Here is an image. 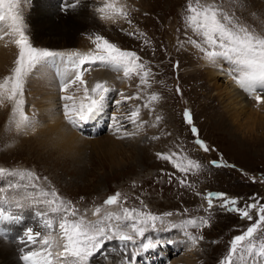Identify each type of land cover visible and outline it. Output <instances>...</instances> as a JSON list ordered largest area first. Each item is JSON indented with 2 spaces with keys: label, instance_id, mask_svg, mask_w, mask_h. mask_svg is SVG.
Masks as SVG:
<instances>
[{
  "label": "rangeland",
  "instance_id": "374dc122",
  "mask_svg": "<svg viewBox=\"0 0 264 264\" xmlns=\"http://www.w3.org/2000/svg\"><path fill=\"white\" fill-rule=\"evenodd\" d=\"M32 1L23 0L19 8L26 27L32 16L31 8H36ZM71 1L85 4L90 17L96 24L86 26L88 17L85 16L81 21L85 22L86 27H75L76 31L72 33L70 42L62 41L57 47L52 48L48 44L52 40L50 36V40L48 38L49 41H46L47 44H42L44 41L40 39L36 44L52 49L72 48L66 52H87L95 49L94 36L101 35L117 47L135 51L141 57V62L152 70L148 84L138 88V77L129 80L122 73L124 82L121 83L123 79L120 78L116 81L120 85H115L116 87H112V90L107 93L103 112L95 117V121L99 120V122L91 125L94 126V129H90L92 138L86 139L89 145L79 154L65 148L64 144L52 138L47 145H42L43 138L39 134L28 135L27 133L26 136L25 132L15 130L13 121L18 114L13 116L14 105L7 102L0 105V167L9 170L27 169L41 178L47 177V181L41 180L40 183H50L64 199L72 201L81 211L88 209L90 219H95L91 216V210L96 206H101L102 211L104 209L121 210L120 206L103 204L104 200L116 192L127 197L123 207L144 209V205H147L146 210L158 215L165 212H173L177 215L174 207L180 204L191 215L209 218V224L206 226L208 230L206 229L204 233L199 234L196 229H188L193 234L202 235L204 239L195 247L189 246L188 249L183 243L185 238L178 229L167 233L153 231L157 232L153 235L150 232L148 234L154 237H171L180 242L162 244L159 250H152L151 253L156 256L150 258L148 255L149 260L146 263H159L162 257L167 260V264H219L220 260L227 255L230 241L251 226L258 216L255 209L252 210L253 221L240 218L239 213L227 212L224 208H222L223 212H220L217 207L219 203L215 199L212 210L200 213L207 207L204 197L208 192L217 191L227 194L229 199L237 197L235 200H239L241 207L246 201L247 203L256 201L264 203V129L248 135L246 130L241 132L239 125L232 122L230 116L232 112L228 111L226 95H223L231 91L234 95L229 80L223 76L216 79L210 77L209 64L211 63H206L209 61L204 58L199 49L186 43L188 37L198 42L200 39L191 27L186 26V18L190 15L187 12L190 0H114L121 8L114 10L117 12L109 13L107 8L103 13L97 10L104 7L109 0ZM65 2L60 3L56 0L57 5L52 4V6L62 8ZM207 2L221 6L256 33H264V0H207ZM191 3L195 6L196 0H191ZM120 11L128 13L132 20L131 24L119 15ZM36 12L38 13V10ZM36 12L33 13V17L37 14ZM110 15L116 19H108ZM181 43L183 47L180 46ZM62 52L65 51L62 50ZM35 75L34 77L38 79V75ZM57 77L61 79L64 76ZM37 79L26 80L25 87L30 82L31 88ZM217 84L220 86L218 87ZM58 86L60 89L61 84ZM223 88H226V92L220 94L219 92L224 91ZM27 90L26 94H30V89ZM70 90L65 95H74L75 98L81 95L77 94L75 87ZM137 92L140 93L139 100L124 101L121 105H117L116 102L122 100L121 93L126 96ZM152 94L157 95V100L150 101ZM59 97L61 100V96ZM64 103L66 101L62 100V103L58 104L57 100L58 111L63 112ZM144 104H148V107L145 108ZM137 105L140 106V120L147 121V125L141 134L134 138H117L123 135V132H115L110 117L126 114ZM185 109L190 111L200 138L211 149L210 151L204 152L195 145L190 126L186 124L183 117ZM24 110L27 111V108L21 106V111ZM263 113L261 112L262 116H264ZM156 117H160V120L157 121ZM40 119L42 123L47 122ZM125 126L128 131L134 130V126L130 123H125ZM96 128H100V134L92 133ZM152 136L160 138L153 140ZM108 142L112 144L115 142L116 147L104 146ZM157 152H176L178 153L175 157L177 162L187 165L190 158L202 167L198 171L193 169L190 173H181L173 167L172 163L158 159ZM212 161H217L221 166H214ZM167 174H172L171 182ZM181 179H186V184H191V187L182 186L179 182ZM0 182L4 184L3 189H0V197L12 193L10 200L13 203L21 200L24 189H10L8 183H28L27 179L21 181L18 177L6 176L0 177ZM28 209L27 212H29ZM171 218L176 219L174 222L177 224L181 221L179 217H170L165 218V224H168ZM157 226L160 227L159 222ZM20 230L24 231V227L17 228L13 240H17L16 235ZM116 242L118 240L106 241L105 245H120L122 249L120 242ZM252 242L258 251L261 240L255 239ZM25 244L29 243L23 245ZM128 247L132 249L131 245ZM162 248L166 251H162ZM16 255L20 260L23 254H19L16 249ZM169 255L171 256L168 257ZM239 255L238 252L234 257L236 264H241ZM244 256L243 264H261L264 260L261 257L249 256L247 253H244Z\"/></svg>",
  "mask_w": 264,
  "mask_h": 264
},
{
  "label": "snow or ice",
  "instance_id": "6c2138e0",
  "mask_svg": "<svg viewBox=\"0 0 264 264\" xmlns=\"http://www.w3.org/2000/svg\"><path fill=\"white\" fill-rule=\"evenodd\" d=\"M22 2L23 0H0V22L6 19L11 21L7 30H4L3 25L0 24V32L3 33L0 35V40L8 37L9 42L18 49L12 73L4 78L3 83H0V105L6 102L14 105L13 116L19 115V120L13 121L17 131L35 130L39 124L34 116L29 117L21 111L22 100L20 98L24 96L27 78L39 66L55 62L57 58L61 62L67 61L63 70L65 78L61 82V92H68L74 87L76 92L83 91L79 104L76 103L74 95L61 97L66 101L62 109L65 122L73 129L79 130L95 118L103 108L107 93L112 90L107 81H97L89 86L88 81L84 79L85 73L102 67L116 72L122 71L124 77L129 80L138 77V88L148 84L152 70L141 62V57L135 51L117 47L101 35L94 36L95 49L87 52L77 51L65 55L33 46L29 40L23 15L19 10ZM110 7L113 5L106 3L104 7L97 10L103 13L105 8ZM187 12L190 15L186 18V26L191 27L200 39L198 42L188 37L186 43L199 49L205 59L221 67L222 70L225 63L230 64L231 67L226 74L232 76L246 92L255 93V100L258 104H264V33H256L241 23L238 17L229 14L219 5L208 3L207 0H196L195 6L190 0ZM119 15L127 19L129 24L132 23L127 12L120 11ZM107 18L113 19V17ZM129 35L134 34L129 33ZM180 46L183 47V43ZM121 96L122 100L116 102L118 106L124 101L140 99L139 92L126 96L121 93ZM157 98L156 94H152L150 101H155ZM144 107L147 108L148 104H144ZM183 117L186 124L190 126L195 145L204 152L210 151L211 149L200 138L199 130L193 123L190 111L185 109ZM110 119L115 132H123V135L117 137L119 139L134 138L140 135L148 123L140 120L139 105L126 114L113 115ZM156 120L159 121L160 117H156ZM125 123L132 124L134 130L128 131ZM159 138V136L151 137L153 140ZM156 155L158 159L172 163L173 167L181 173H190L193 169L198 171L202 167L190 158H188L187 165L177 162L175 157L178 153L176 152H157ZM211 163L217 167L221 166L217 161ZM167 175L171 182L172 174ZM4 176L18 177L21 181L27 179L28 183H8L10 189L23 188L24 195L14 204H6L4 199H0V225L22 219L18 210L25 208H35L34 215L38 220L35 227H26L23 237L20 238L21 244L39 245L36 250L24 251L21 259L25 264H91L98 253L104 254L107 260V250L104 246L106 241L111 240H118L123 246L120 249L119 264H133V258L139 251H147L161 244L180 242L171 237H154L148 233L178 229L185 238L183 241L185 247H195L204 237L193 234L188 229L199 230L209 224V219L202 216L182 219L178 224L170 220L168 224H165V218L173 217L175 215L173 212L158 215L146 210L147 205H144V209L123 207V203L127 202V197L120 192L110 195L103 202L105 206H120V211L107 209L102 211L101 206H96L91 210V216L95 219H90L88 209L81 211L72 201L64 199L50 183H40L41 180L47 181V177L41 178L27 169L9 170L0 167V177ZM179 182L182 186L191 187V184H186V179H181ZM3 187L4 184L0 182V189ZM204 198L209 209L213 208V200L218 199L221 201L220 208L237 212L243 219L253 221V209L256 210L258 216L251 226L230 241L227 255L220 260L219 264H236L234 257L238 252L241 264L245 259L244 253L264 258V228H262L264 226V203L246 202L243 207H237V200L229 199L227 194L222 192H208ZM157 222H159V228ZM255 239L261 240L258 251L252 242ZM129 245L132 248L131 252L128 251ZM261 264H264V260Z\"/></svg>",
  "mask_w": 264,
  "mask_h": 264
},
{
  "label": "bare ground",
  "instance_id": "6f19581e",
  "mask_svg": "<svg viewBox=\"0 0 264 264\" xmlns=\"http://www.w3.org/2000/svg\"><path fill=\"white\" fill-rule=\"evenodd\" d=\"M33 1L35 3L34 6H36V8L35 9L34 7L31 8L30 12L32 16L27 26L28 27L27 32L29 34L30 42L35 47H40L42 49H48L50 51L62 53L65 55L70 54L73 51L66 52L67 50H69L70 47L65 48V49H57V48L52 49V48L57 47L59 42L69 41L70 38L72 37V33L76 31V28H82L83 26H85V22L81 21L85 16L88 17L86 18L87 19L86 26L91 25V24H96V22L90 17L87 6L85 4H81V3L78 4L71 0H66V2L64 0H59L60 3H63V2L65 3L63 5L64 7L57 8V7L52 6V4L57 5L55 3L56 0H33ZM107 4L113 5V7L107 8L108 13L116 9L120 10L121 8L118 6L119 3H116L114 0H109ZM36 9L38 10V13L36 12L37 11ZM5 12L7 13V9H5ZM35 12L37 14L33 17V13L35 14ZM114 12H117V11H114ZM110 17H113V16L110 15ZM113 19H116V17H113ZM0 24L3 25L4 30H7L9 25L11 24V21L6 19L5 21L0 22ZM2 34L3 33L0 32V35ZM50 36L52 37V40L48 44H49V47L51 46L52 48L43 46L41 44H36V42L39 41L40 39L41 41L42 40L44 41L42 44L45 45L46 41L48 40ZM13 50H16V51L14 52ZM62 50H64L65 52H62ZM17 55H18V49L13 43L9 42L8 37H5V39L0 40V83H3L4 78L6 76H9L12 73V69L15 67L14 62H15ZM66 63L67 61L61 62V60L57 58L55 62H49L45 65H41L42 68L39 67L27 78V80L30 81L31 79H37L34 77V75L35 74L38 75L37 81L33 83V86L31 88L29 87L31 86L29 85L30 82H28L27 86L25 87V93H24L25 96L20 98L22 99L21 106H23L24 108H27V111L24 110L23 112L29 117L34 116L39 121V124L35 128V130L29 129L28 131H25V133L24 132L23 133L25 135L27 133L28 135L30 133H36L37 135L39 134L43 138L41 140L42 145H47L50 139L52 138L56 140L57 142L64 144L65 148H69L71 151L75 152L76 154H79L80 151L84 149V147L89 145L87 144L89 142L86 139L92 138L90 135H93V134H91L90 129L91 128L94 129V126H91V125H94L95 122L96 123L99 122V120L95 121V118H93L91 121H89L88 123L82 126L83 132H80V129H81L80 128L79 133H78L77 129L71 128L65 122L63 112L61 110L58 111L59 109L58 104L59 102L62 103V99L60 100L59 96L61 97L62 95L64 96L66 92H61L58 86V84H61V81L65 77L60 79L58 77L56 78V76L63 75L62 70L64 69V66ZM206 63H211V62H206ZM225 65L226 66L224 65L222 66L223 67V70H222L221 67H218L214 65L213 63H211L209 64V73H210V77H212L213 79L223 76L224 78L229 80L228 82L232 86V89L234 90V95L231 94L232 91L227 94L225 93L223 94V95H226L225 102H227L228 111L232 112L230 114V116L232 117V122L233 123L235 122L236 124L239 125L240 129H242L241 132H243V130H246L247 132L246 135H248L249 133H256L258 130H263L264 129V116L261 115V112H264V104H258L255 100V95H256L255 93L246 92L235 82L232 76L227 75L226 72L231 67V65L228 63H225ZM58 70L60 71L56 73ZM122 73H123L122 71L116 72L111 69H106V68L101 67V68H95V70L89 71V74L85 73L84 79L88 81L89 86L93 85L97 81H107L108 85L111 86L112 88V87H116L120 85V84L118 85L116 82V81H119L120 78L123 79L121 83L124 82ZM213 79H210V80H213ZM48 80H49V84H48ZM122 86L124 85L122 84ZM219 86L220 85H218V87ZM214 87H216V85ZM28 88L30 89V94H26V90ZM223 89L224 91H221V92L218 91V92L220 94L223 92H226L225 90L226 88H223ZM77 94L78 95L81 94L78 98H76L77 99L76 103L79 104L80 98L83 96V91L81 90L77 92ZM234 96H236V98ZM23 98H25V100H23ZM57 100H58V104H56ZM104 101H103V108L101 112L98 113L97 115H100L103 112V109L105 107ZM56 105H57V108H56ZM40 118H42V121L43 119L45 121L47 120V122L45 123L43 121L44 123H42ZM14 120H19V115H17L14 118ZM107 128H108V125H107ZM96 129L93 130L92 133L100 134L101 132L100 128H96ZM87 133H90V134H87ZM109 142H112V141H109ZM109 142L105 143L104 146L112 147V148L116 147L115 142H113V144ZM11 195L7 194L6 196L2 197L4 201L7 200V204H14L13 201L10 200L12 198L10 197ZM29 209L35 212V208H29ZM19 215L22 216V219L17 220L15 222H7L4 225H0V227L6 229V233L9 234V238H10L6 241L0 237V264H25V262L22 261V259L20 261L16 255V249H18L19 254L22 255L24 254V251H27V248H28L27 244L23 245L20 243V238L23 237L21 235V232L23 231L20 230V232L16 235L17 240H13L12 238L15 237L14 234L17 231V228L24 227V230H25V228L29 226L35 227L37 225L38 220L36 216L28 217V216H25V214H19ZM36 246H38L39 248V245H36ZM161 246L162 244L159 247L152 248L147 251H139L138 254L136 255V258L133 259V263L134 264H148L146 263V261L149 260L148 253L153 252L152 250L154 249L159 250ZM104 248L105 250H107L106 254L108 255V259L106 260L105 255L99 253V255L95 257V259L91 262V264H119V261L121 259L120 245H116V246H106L105 245ZM129 249L130 248L128 247V250ZM139 257H141V259H139ZM138 260H140V262H137ZM156 263L158 262H153V264H156Z\"/></svg>",
  "mask_w": 264,
  "mask_h": 264
}]
</instances>
